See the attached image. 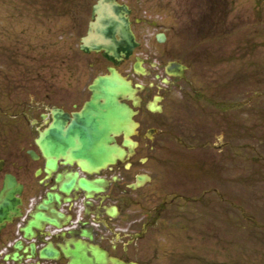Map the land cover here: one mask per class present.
Segmentation results:
<instances>
[{
	"label": "flooded vegetation",
	"instance_id": "flooded-vegetation-1",
	"mask_svg": "<svg viewBox=\"0 0 264 264\" xmlns=\"http://www.w3.org/2000/svg\"><path fill=\"white\" fill-rule=\"evenodd\" d=\"M117 1L128 7L138 42L129 57L110 60L104 51L81 50V38L93 19L94 2L85 27L73 29L75 37L79 36V53H73V83L68 97L59 102L47 97L6 101L0 92V192L9 178L21 186L15 195L20 199L19 212L11 211L9 218L0 222V264H72L81 247L87 255L92 248L104 251V264H114L111 258L121 264H175L179 256H186L177 243L186 242L190 227L197 229L205 222L202 207L206 196L214 194L209 199L214 206L221 200L215 185L219 182L206 188L202 165L200 178L190 183L186 177L190 157L170 154L194 145L191 129L181 127L179 131L172 126L178 108H198L202 119L213 116L208 127H235L236 113L230 112L236 102L235 106L230 104L213 89L218 82L220 57L197 46L143 42L141 31L149 40L154 34L158 43L164 34L162 43H166L171 29L134 1ZM151 29L157 31L151 33ZM137 64L145 74L135 69ZM110 67L136 88V99L119 100L135 111L137 124L129 136L119 124L97 122L96 105L90 104L91 85L99 75L110 73ZM98 102L103 103V99ZM57 109L61 113L56 119L63 122L57 127L65 133L69 130L73 140L68 158L47 155L43 147L46 137L41 134L51 127ZM96 127H107L105 143L114 148L112 156L87 155L90 133ZM227 144L214 143L212 147L221 152ZM198 146L204 143L198 142ZM49 159L57 163L56 168L47 165ZM60 174L62 180L58 181ZM69 174L73 176V190L65 194L60 186ZM80 178L91 188L82 187ZM49 193L58 198L54 195L44 204ZM36 214L47 219L37 220L38 225L25 232ZM17 244H21L20 260L12 257ZM50 248L56 251L55 256Z\"/></svg>",
	"mask_w": 264,
	"mask_h": 264
},
{
	"label": "rangeland",
	"instance_id": "rangeland-1",
	"mask_svg": "<svg viewBox=\"0 0 264 264\" xmlns=\"http://www.w3.org/2000/svg\"><path fill=\"white\" fill-rule=\"evenodd\" d=\"M95 1L0 0L4 100L68 97L79 46L73 29L85 27ZM132 1L171 29L166 43H158L154 34L145 39L141 31L143 42L197 46L220 57L213 89L236 102L230 112L236 113L235 127H208L213 116L205 115L203 122L198 108L174 113L172 126L191 129L194 145L170 154L190 157V183L200 178L202 165L206 188L219 182L222 194L216 206L209 201L214 194L206 196L205 222L190 227L186 242L177 243L186 256L175 264H264V0ZM224 142L228 146L221 152L212 147Z\"/></svg>",
	"mask_w": 264,
	"mask_h": 264
},
{
	"label": "water",
	"instance_id": "water-1",
	"mask_svg": "<svg viewBox=\"0 0 264 264\" xmlns=\"http://www.w3.org/2000/svg\"><path fill=\"white\" fill-rule=\"evenodd\" d=\"M128 8L126 5L119 4L116 0H99L93 8L94 20L90 22L89 30L86 36L82 38L81 48L85 51L91 49L105 50V54L110 58L121 57L123 54L129 56L137 44L135 41L134 33L131 30L130 21L128 18ZM117 35L120 39H117ZM109 70L111 74L99 76L95 83L91 86L94 90V95L90 104L94 105L99 99H103V103H96V110L99 120L97 122L101 124H119L121 130H124L128 136L135 125L133 120V109L127 104H119L118 100L121 97L134 98L135 89L130 81L117 72L113 67ZM94 112V113H95ZM55 113H58L55 111ZM58 117V115H56ZM56 120V119H55ZM60 120L53 122L52 127L46 131L45 140H49V145H44L45 152L49 154L52 152L56 157L68 158L71 156L72 136L71 133H65L57 128V125L61 124ZM110 130L112 127H109ZM53 131V132H52ZM106 128L96 127L94 131L90 133L89 143L87 147V155L92 156H112L113 148L106 145ZM51 132V133H50ZM73 152V151H72ZM50 167H57V163L52 160H48L47 163ZM61 180V174L58 176V181ZM80 185L86 189H90L91 185L83 178L80 179ZM8 187H12L7 196L0 202V222L9 218L11 211L19 212L17 204L20 202L15 197V193L21 190V187H16V183L13 179L7 180L4 190ZM60 189L65 194H69L73 190V177L68 181H65ZM2 192L0 193V200ZM49 198L44 200V204H49L53 194L49 193ZM56 197H58L56 195ZM46 218L42 214H36L35 220L30 221L29 225L24 228L25 232H30L33 225H38L37 220H45ZM79 247V246H78ZM16 248L19 250L21 244H17ZM53 254L55 251L50 249ZM80 250V248H79ZM93 257H89L86 254V250L82 252L78 251L73 259L72 264H102L105 263V253L92 248ZM18 252H15L12 256L13 259H17ZM112 262L118 264V262L112 259Z\"/></svg>",
	"mask_w": 264,
	"mask_h": 264
}]
</instances>
